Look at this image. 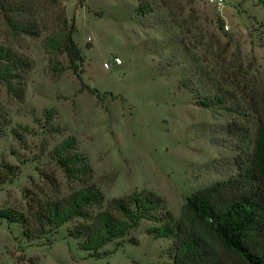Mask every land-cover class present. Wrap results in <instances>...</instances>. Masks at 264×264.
I'll use <instances>...</instances> for the list:
<instances>
[{"label":"rangeland","instance_id":"obj_1","mask_svg":"<svg viewBox=\"0 0 264 264\" xmlns=\"http://www.w3.org/2000/svg\"><path fill=\"white\" fill-rule=\"evenodd\" d=\"M38 1L41 10L23 14L38 27L30 36L13 37L0 10V47L28 61L10 83L0 79V211L28 216L36 203L86 186L103 196L93 213L135 192L160 207L96 257L71 235L81 219L27 238L22 223L0 218V264H176L190 231L204 241L195 264H242L185 205L252 169L264 123L261 0ZM62 15L75 22L76 70L58 47ZM70 138L69 154L90 168L82 177L57 163ZM166 217L179 232L157 238L150 230Z\"/></svg>","mask_w":264,"mask_h":264},{"label":"trees","instance_id":"obj_2","mask_svg":"<svg viewBox=\"0 0 264 264\" xmlns=\"http://www.w3.org/2000/svg\"><path fill=\"white\" fill-rule=\"evenodd\" d=\"M38 2L0 0V10L8 12L4 17L13 37L35 34L38 27L29 20L33 9L35 12L36 9L41 10ZM52 2L55 4L57 0ZM261 2L264 4V0ZM24 12L30 14L29 19L23 18ZM12 14L17 15V18L12 17ZM58 22V36L61 38L58 47L68 56L76 70L77 62L83 63V57L73 39L75 22L72 19L69 23L64 15L60 16ZM0 65V79L10 83L19 77L14 72L19 73L22 68L28 67V61L12 49L0 47ZM69 150H77L73 138L64 141L55 150L61 170L68 177H82L90 173L86 159L78 153L69 154ZM246 175L245 180H229L200 191L187 200L185 208L242 264H264V123L257 130L252 169ZM3 183L4 180L0 185ZM102 203L101 192L94 186H86L62 199L36 203L28 216L9 209L0 211V218L22 223L27 238L45 234L48 229L58 230L68 222L81 219L84 223L74 227L71 235L82 239L81 249L96 257L106 255L101 250L107 244L124 240L141 220L152 217V213L160 207L156 197L135 192L124 199L111 201L104 210L96 213L89 211ZM178 232L179 228L169 217L160 226L150 230L157 238L171 237ZM204 254L203 239L190 231L181 237L176 246L175 263L195 264L203 260Z\"/></svg>","mask_w":264,"mask_h":264},{"label":"built area","instance_id":"obj_3","mask_svg":"<svg viewBox=\"0 0 264 264\" xmlns=\"http://www.w3.org/2000/svg\"><path fill=\"white\" fill-rule=\"evenodd\" d=\"M211 2H214V3H215L216 5H218L219 7H222V6H223V0H211ZM113 63H114L115 65H119V64L122 63V61H121L120 58H115V59L113 60ZM109 67H110V64H105V68H106V69H109Z\"/></svg>","mask_w":264,"mask_h":264}]
</instances>
